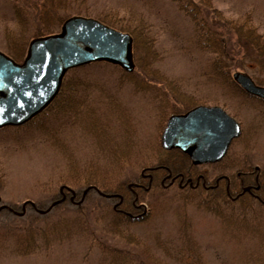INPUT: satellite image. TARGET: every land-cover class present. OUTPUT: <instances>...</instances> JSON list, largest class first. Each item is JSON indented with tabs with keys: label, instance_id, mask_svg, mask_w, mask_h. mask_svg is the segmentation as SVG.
<instances>
[{
	"label": "rangeland",
	"instance_id": "374dc122",
	"mask_svg": "<svg viewBox=\"0 0 264 264\" xmlns=\"http://www.w3.org/2000/svg\"><path fill=\"white\" fill-rule=\"evenodd\" d=\"M16 1L18 4L21 2L0 0V50L6 53H10L8 33L17 30L13 10ZM74 1V5L89 6L91 16L109 9H119L121 15H127L132 6L143 10L152 22L157 39L156 49L160 58L153 67L165 74L171 83H157L162 92L158 89L139 92L133 89L132 82H126L127 77L120 72L95 65L90 72L81 73L96 86L90 92L87 104L74 117H56L45 121L40 127H48V134L27 129H0V178L3 181L0 197L3 201L15 204L27 200L42 201L52 194L50 191L58 192L70 174L81 173L87 165L95 166L93 159H108V154H102V146L110 140L119 144L131 140L137 144L135 149L126 151L124 147L118 150L117 155L121 154L125 165L128 158L145 159V165L133 166L132 162L126 165V168L130 165L135 167L133 173L140 175L142 169L155 163L156 152L153 148L161 143L158 120L161 109H167L168 117L172 104H179L173 107L181 108L180 102L172 100L175 93L188 94L200 104L220 105L242 123L243 134L233 142L223 161L197 166L208 181L213 182L221 174L234 178L240 160L245 167L253 168V174L264 173V108L255 110L242 105L240 98L225 95L223 89L203 74L209 56L194 48L191 25L171 1ZM213 4L227 17H237L247 12L264 37V0H213ZM55 30L59 31L58 28ZM246 66L248 69L233 68L231 74L235 71L247 72L257 84L264 86V67L250 63ZM135 70L138 76H145L137 68ZM157 91L161 94H157ZM252 178L254 176L246 177L248 181ZM177 187L173 185L167 188L169 194L158 197L157 204L153 197L147 196L144 203L141 202L144 206L139 212L143 216L150 207L148 217L129 225L121 234L144 241L147 248L142 251L149 255L167 250L171 255L188 256L187 264H264V205L255 201L256 208L254 206L248 212L245 222L241 221L239 215L232 223H224L194 203L183 208L182 201L176 199L173 193ZM71 188L75 190L76 187ZM74 196L70 199H74ZM60 200L68 202L69 196H62ZM185 216L192 228L188 231L189 236L193 239L187 250L182 248V237L188 235H182L179 230ZM102 228L99 225L96 233L100 230L104 232ZM160 240L166 245L169 243L168 249L156 247L155 242ZM38 243L39 248L30 255L21 256L0 250V264H95L98 256L95 250L84 251L82 241H66L47 249L41 246V239ZM134 246L137 245L132 244V249H137ZM176 264L182 263L176 260Z\"/></svg>",
	"mask_w": 264,
	"mask_h": 264
},
{
	"label": "trees",
	"instance_id": "16d2710c",
	"mask_svg": "<svg viewBox=\"0 0 264 264\" xmlns=\"http://www.w3.org/2000/svg\"><path fill=\"white\" fill-rule=\"evenodd\" d=\"M169 1L191 25V41L194 48L209 56L203 74L223 89L225 95L240 98L242 105L251 108L257 106L256 102L264 105L263 101L245 93L231 74L233 68L248 69L247 63L261 64L264 67V37L255 22L248 17V13L227 17L214 6L213 0ZM18 3L16 1L13 5L17 30L8 33L9 54L17 61L25 57L29 42L33 38L54 33L57 28L60 30L63 22L72 15L91 16L89 6L74 5V0H21L20 4ZM127 13L121 15L119 9H109L91 17L131 34L135 69L143 72L145 76H138L139 73L135 69L126 72L109 62H93L71 68L64 73L59 92L43 110L22 125L2 129H27L48 134V127H40L45 121L49 122L56 117H74L87 104L90 92L96 86V83L83 77L81 73L90 72L95 65L120 72L119 74L127 77L126 82L134 84L135 91L158 89L162 92L160 85L156 84L162 81L170 84L171 81L158 68L153 67L160 57L156 49L157 39L152 22L143 10L134 6ZM159 91L157 94H161ZM172 100L180 102L181 108L173 107L179 104H172V113L169 111V116L200 105L188 94L175 93ZM166 114L167 109L162 108L158 116L161 132L164 122L169 118ZM159 133L158 131V135ZM121 142L124 144L112 140L103 143L102 154H108V159H93L95 166L87 165L81 173L79 171L70 174L66 177L67 182H63L66 184L60 186L58 192L50 191L52 194L42 201L27 200L15 204L7 203L0 197V250L24 256L39 248V239L42 241L41 246L46 249L52 245L77 240L84 242V251H96L98 256L95 264H176V260L187 264L188 256L171 255L167 250L165 253L153 252L149 255L142 251L147 248L144 241L121 234L129 225L142 222L148 217L150 207L143 216L139 212L143 209L147 196L153 197L157 204L158 197L169 194L167 188L177 185L173 193L177 196L176 199L182 201L183 208H187L189 203H194L202 210L216 215L224 223H232L239 215L242 217L241 221L245 222L248 212L255 206V202L247 197L232 201L227 194V180L221 181L219 187L206 188L202 185V180L198 186H191L188 179L192 178L195 184V179L203 172L191 163L185 153L178 149L166 150L161 143L159 146L158 143L155 144L153 148L156 152L155 163L142 169L140 175H136L133 173V166L145 165V159L132 160L127 157L129 161L126 165L132 162L133 166L126 168L125 159H121L122 156L117 155V151L124 147L126 151L135 149L137 144H133L131 140ZM237 167V175L234 178L237 180L235 187L238 190L243 185L242 182L248 180L246 177L253 176V168L245 167L241 160ZM175 177L176 183L170 184V180ZM259 177L264 180V173ZM182 178L183 187L178 183ZM212 184L216 185L215 180ZM2 186L3 181L0 178V190ZM71 186H75V190ZM62 196H69V201L60 200ZM72 196L75 198L71 200ZM76 198L78 199L75 200ZM99 225H102L104 232L99 229L100 232L96 233ZM179 227L182 235H188L182 237V248L187 250L191 247L193 239L189 236L190 225L186 216ZM155 243L158 249L169 247V243L166 245L161 240ZM132 244H136L134 248L137 249L133 250Z\"/></svg>",
	"mask_w": 264,
	"mask_h": 264
},
{
	"label": "water",
	"instance_id": "95a60500",
	"mask_svg": "<svg viewBox=\"0 0 264 264\" xmlns=\"http://www.w3.org/2000/svg\"><path fill=\"white\" fill-rule=\"evenodd\" d=\"M132 36L93 17L72 16L59 33L32 39L22 63L0 51V127L20 125L31 119L58 93L64 73L94 61L134 69ZM233 80L249 95L264 99V86L242 71ZM241 134L239 123L218 105H199L173 114L161 134L165 149L181 147L195 165L223 159L233 139Z\"/></svg>",
	"mask_w": 264,
	"mask_h": 264
},
{
	"label": "flooded vegetation",
	"instance_id": "af4514ba",
	"mask_svg": "<svg viewBox=\"0 0 264 264\" xmlns=\"http://www.w3.org/2000/svg\"><path fill=\"white\" fill-rule=\"evenodd\" d=\"M254 98H256L257 100H261V101L264 102V100L261 99V98H259V97H254ZM256 105L257 106L254 107L255 110L264 108V105H260L257 102H256ZM237 121L239 122V124L242 127L241 121H239L238 119H237ZM242 129H243V127H242ZM172 149H178V150L182 151L191 160L190 154L187 153V152H185L181 147H173ZM228 154H229V149H228L226 155L223 157L222 160H224L228 156ZM255 169H257V167ZM253 172H251L252 175L254 176V178H252L253 180H249V181L248 180L247 181L244 180L242 182L243 185H241V187L238 188V190L235 187V185H236L235 183L237 182V180L235 178H232V177L226 175V174H221V175H219L218 177H216L214 179L215 182H216V185H213L212 182H210V181L207 180V177H206V175H205L204 172H203L202 175H200L199 177H197L195 179V184L193 183L194 181L192 180V178H189L188 181L190 182L191 186H198L201 183V180H202V185L205 186L206 188H209V187H213V186L214 187H219L218 184L221 181L227 180L228 181L227 194H228L229 198L232 201H237V200H239L242 197H247V198L252 199L254 202L257 201V202H260V203L264 204V180H261V178L259 177L262 174L261 173L260 174H257V173L253 174ZM183 180L184 179L182 178L178 182L181 187L184 186V183L182 184ZM170 181H171L170 184L173 185V183L176 181V177L173 178ZM231 184H232V187H231Z\"/></svg>",
	"mask_w": 264,
	"mask_h": 264
}]
</instances>
